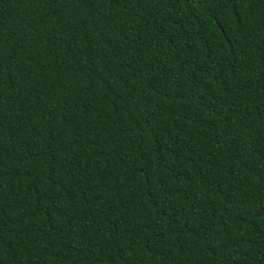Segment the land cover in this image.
Wrapping results in <instances>:
<instances>
[{"label": "trees", "instance_id": "trees-1", "mask_svg": "<svg viewBox=\"0 0 264 264\" xmlns=\"http://www.w3.org/2000/svg\"><path fill=\"white\" fill-rule=\"evenodd\" d=\"M0 264H264V0H0Z\"/></svg>", "mask_w": 264, "mask_h": 264}]
</instances>
